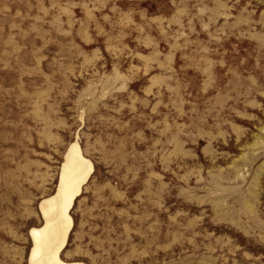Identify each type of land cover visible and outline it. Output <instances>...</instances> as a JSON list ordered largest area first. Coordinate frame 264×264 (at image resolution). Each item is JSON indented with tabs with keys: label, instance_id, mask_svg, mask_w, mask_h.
Wrapping results in <instances>:
<instances>
[{
	"label": "rangeland",
	"instance_id": "1",
	"mask_svg": "<svg viewBox=\"0 0 264 264\" xmlns=\"http://www.w3.org/2000/svg\"><path fill=\"white\" fill-rule=\"evenodd\" d=\"M75 138L66 260L264 264V0H0V264Z\"/></svg>",
	"mask_w": 264,
	"mask_h": 264
},
{
	"label": "bare ground",
	"instance_id": "2",
	"mask_svg": "<svg viewBox=\"0 0 264 264\" xmlns=\"http://www.w3.org/2000/svg\"><path fill=\"white\" fill-rule=\"evenodd\" d=\"M92 170L91 160L84 155L75 138L63 154L56 189L38 202L42 221L28 230L31 246L27 264H86L66 260L63 250L73 227L71 209L74 199L80 194Z\"/></svg>",
	"mask_w": 264,
	"mask_h": 264
}]
</instances>
